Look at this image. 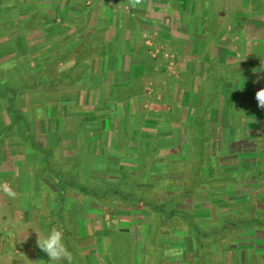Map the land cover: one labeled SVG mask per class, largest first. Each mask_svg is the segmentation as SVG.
<instances>
[{"label": "rangeland", "instance_id": "rangeland-1", "mask_svg": "<svg viewBox=\"0 0 264 264\" xmlns=\"http://www.w3.org/2000/svg\"><path fill=\"white\" fill-rule=\"evenodd\" d=\"M6 19L13 23L0 30V92L19 89L13 107L23 117L10 121L0 95V264H69L38 246L52 228L63 233L71 264H264V234L255 229L227 222L228 242L213 245L208 236L246 206L264 219V174L221 180L264 170V108L255 98L264 87V0H0ZM101 33L106 53L89 56L92 70L80 81L44 83ZM130 41L144 68L128 84L107 71ZM197 117L207 146L200 173L211 181L168 203L197 173ZM121 181L130 192L150 189L149 199L168 209L185 208L208 231L206 253L151 208L81 191Z\"/></svg>", "mask_w": 264, "mask_h": 264}, {"label": "trees", "instance_id": "trees-1", "mask_svg": "<svg viewBox=\"0 0 264 264\" xmlns=\"http://www.w3.org/2000/svg\"><path fill=\"white\" fill-rule=\"evenodd\" d=\"M38 12H39L38 9L36 11L31 12L27 22H24L21 28H28L30 23L37 18ZM12 23L13 21L10 19L0 21V30L4 29L2 27L4 24L10 25ZM100 29L103 32L105 31L104 26ZM100 29L98 28V33L101 32ZM108 44L109 42L108 41L106 42V40H104V37H102V33L98 35L97 34L95 35L93 34L92 36L90 35L87 41H84V43L80 45L78 52L72 51V54L75 55V57L73 58L74 59L73 62L65 70L57 72L54 78H50L48 74L44 75L45 76L44 83H46L47 86H54L59 83H65V85H67L68 87L73 86L76 82L82 79L83 74L87 68L92 70V66L90 65V62H88L89 56H91V54L95 52H97L100 55H105ZM41 76L42 75L33 74L30 77V79L41 77ZM2 79H3L2 74L0 72V83L2 82L1 81ZM27 84L28 82L24 80V85L27 86ZM0 90H1V86H0ZM18 90L19 89H17V87H6L3 89L2 92H0L1 97L4 98V101L7 105L6 107L7 115L9 116L10 121L12 122L18 121L19 119L23 117V115H21V112L13 107V104H14L13 101L16 98V94L18 93ZM196 122H197L196 127L198 129V136H197L198 142H197L196 152L198 154L197 160L199 162L197 164L198 166L197 173L196 175L189 177V180H188L189 187H185L184 190L181 192L174 191L169 195V198L167 200L168 203L172 201H179V199L183 197L185 198L186 196H188V194L191 191H193V189L197 188L198 185L206 183V182L208 183L211 181L209 178L201 175L200 173L201 165L202 163H204V160L206 158L205 149L207 146L204 145V140H205L204 130H203L204 122H203L202 117H197ZM78 160H79V155L76 154L74 158V163L72 164V167L70 169L71 171L76 170ZM57 170L59 171V169ZM263 174H264V170L255 169L254 171L249 172V173L243 172L242 176L244 178L242 179H238L233 176H224L221 178V180L223 179L228 182L243 183L245 182L244 180L257 179ZM62 180H63V183L61 182V187L63 186L64 188L65 181L63 177H62ZM122 186H123V183L121 181L117 184V186L115 187L106 186L105 189H103L102 191L100 190L92 191V190H87V188H81V191L84 190V191H87V193L89 194L97 195V197H99L98 199L105 203L121 202L122 204L128 203L132 206L134 205L140 208H145V207L146 208L148 207L149 209L151 208L156 212V215L158 217L163 216L165 219H167L170 222L169 225H172L171 223H176V227L178 228L183 227L186 231H188V233L193 234L194 238L196 239V242L199 243L202 251L203 252L206 251L204 248L205 243H203L201 239L204 235L203 232L206 231L207 233L208 231L204 227H202L200 224H198L197 222L192 221L191 219L193 217L192 214L188 213L185 210V208L176 206L175 208L168 209V206H166L164 202L157 203L154 200L149 199L148 196L150 195L149 194L150 189L149 190L146 189L145 191L138 190V192L135 193V192H132V191L130 192L124 189ZM203 204L205 205L207 203L206 202L200 203L201 206ZM59 215H60V211L58 210V208H54L52 209V212L50 213V219L55 220L56 217H58ZM176 216H180L181 220L179 221L181 223H178L179 221L176 222V220L174 219ZM219 220L220 222L216 223L213 226V228L209 230L208 236L211 238L210 239L211 244L213 245L218 244L220 241H222L223 238L226 240L225 242L229 241L228 234H227L228 233L227 231L229 228H227L228 227L226 224L227 222H229V224L232 223L231 225L234 226V229L246 230L247 228L249 229L252 228L253 230L255 229L256 232H258L259 234L260 233L264 234V219L263 218L261 219L259 217L256 218L255 216H250V212L247 206L243 210L238 211L236 214L231 216L229 219L225 217ZM43 223L44 221L42 222V224ZM48 225L44 223L43 224L44 229L45 227H48ZM226 235H227V238H226ZM148 246H151V242H148ZM72 260H74V258H72Z\"/></svg>", "mask_w": 264, "mask_h": 264}, {"label": "clouds", "instance_id": "clouds-1", "mask_svg": "<svg viewBox=\"0 0 264 264\" xmlns=\"http://www.w3.org/2000/svg\"><path fill=\"white\" fill-rule=\"evenodd\" d=\"M255 98L258 102V106L264 108V87H261L256 93ZM3 191L6 192L10 197L15 196V192L10 186L3 185ZM39 248L47 254L50 261H60L66 259L71 264L72 256L67 249L63 233L57 228H52L47 234L41 239L38 236Z\"/></svg>", "mask_w": 264, "mask_h": 264}, {"label": "crops", "instance_id": "crops-1", "mask_svg": "<svg viewBox=\"0 0 264 264\" xmlns=\"http://www.w3.org/2000/svg\"><path fill=\"white\" fill-rule=\"evenodd\" d=\"M149 32H153V30H151ZM145 42H146L145 45L147 46L148 45L147 43H149V41L145 40ZM110 43H111V50H112L115 42L111 41ZM136 44L137 43H134V42L130 41V44L128 45V48H127L128 53L123 55L125 57H123L122 62H118V63L114 62L115 66L113 65V67L115 68V71H112L114 69H109V71H107L109 75L116 74L118 80L121 79L123 83L128 82V84H130L132 77H135L136 74L140 75L142 73V69L144 68L143 61L138 59L137 62H135V60H133L134 58L131 56L132 55L131 53H134V51H135ZM190 44H191V40H190ZM207 47L208 46L206 44L203 48H207ZM188 50L190 51V49H188ZM135 70H137V72ZM130 99H129V101L124 102V104L127 105V108H128L127 111L128 112H130V108H131L130 105H133V103L131 102Z\"/></svg>", "mask_w": 264, "mask_h": 264}]
</instances>
